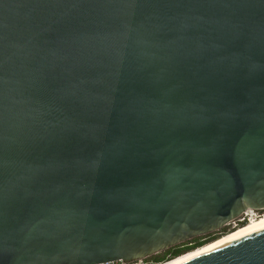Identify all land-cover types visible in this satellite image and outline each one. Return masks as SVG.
Segmentation results:
<instances>
[{"label": "water", "instance_id": "water-1", "mask_svg": "<svg viewBox=\"0 0 264 264\" xmlns=\"http://www.w3.org/2000/svg\"><path fill=\"white\" fill-rule=\"evenodd\" d=\"M264 212V0H0V264L133 263ZM183 264H264V227Z\"/></svg>", "mask_w": 264, "mask_h": 264}, {"label": "bare ground", "instance_id": "bare-ground-1", "mask_svg": "<svg viewBox=\"0 0 264 264\" xmlns=\"http://www.w3.org/2000/svg\"><path fill=\"white\" fill-rule=\"evenodd\" d=\"M249 214L251 215H255L256 213L254 211H249L248 212ZM238 227V226H236ZM235 227V228H236ZM264 227V215L263 216H258L257 219L251 221L250 223H247L246 225L240 227L238 230L236 229V231L230 235H226L225 237L211 243V244H208V245H205L201 248H198L176 260H173V261H170V262H167V263H164V264H183L187 261H190L194 258H197L201 255H204L210 251H213L225 244H228L234 240H237L251 232H254L258 229H261Z\"/></svg>", "mask_w": 264, "mask_h": 264}, {"label": "trees", "instance_id": "trees-1", "mask_svg": "<svg viewBox=\"0 0 264 264\" xmlns=\"http://www.w3.org/2000/svg\"><path fill=\"white\" fill-rule=\"evenodd\" d=\"M229 231H230L229 227H226L220 232H217L215 234H212V235H209V236H206L203 238L195 239L191 242H188V243L183 244L181 246H178L176 248L170 249L164 253H161L159 255L151 257V258L147 259V261L151 262L153 264H164V263L176 260V259L198 249V248H201L207 244H211V243L219 240L223 236L230 234Z\"/></svg>", "mask_w": 264, "mask_h": 264}, {"label": "built area", "instance_id": "built-area-1", "mask_svg": "<svg viewBox=\"0 0 264 264\" xmlns=\"http://www.w3.org/2000/svg\"><path fill=\"white\" fill-rule=\"evenodd\" d=\"M249 212V211H248ZM245 213L241 219H239L238 221V224H247V223H250L251 221L257 219L256 217H254L253 215L249 214V213ZM236 222L232 223L234 226V228L236 226H239L236 224ZM102 264H153L151 262H148L147 259L145 260H139L137 262H133V263H124L123 261H113V262H106V263H102Z\"/></svg>", "mask_w": 264, "mask_h": 264}, {"label": "rangeland", "instance_id": "rangeland-1", "mask_svg": "<svg viewBox=\"0 0 264 264\" xmlns=\"http://www.w3.org/2000/svg\"><path fill=\"white\" fill-rule=\"evenodd\" d=\"M255 213H256V214L254 215V217H256V218H257L258 216L264 215V213H262L261 215H259V214H260L259 212H255ZM236 224L239 225L238 222H236ZM241 225L243 226V225H246V224H240V225H239L238 227H236V228H234L235 225H233V224H231L230 226H228V227H229V230H230V231H229L230 234H232V232L234 233V232L236 231V229L238 230L240 227H242ZM231 231H232V232H231ZM230 234H228V235H230ZM223 237H225V236H223ZM223 237H222V238H223ZM220 239H221V238H220ZM207 245H208V244H207Z\"/></svg>", "mask_w": 264, "mask_h": 264}, {"label": "flooded vegetation", "instance_id": "flooded-vegetation-1", "mask_svg": "<svg viewBox=\"0 0 264 264\" xmlns=\"http://www.w3.org/2000/svg\"><path fill=\"white\" fill-rule=\"evenodd\" d=\"M260 214L259 215H261L262 213H264V212H259ZM261 216H263V215H261Z\"/></svg>", "mask_w": 264, "mask_h": 264}]
</instances>
